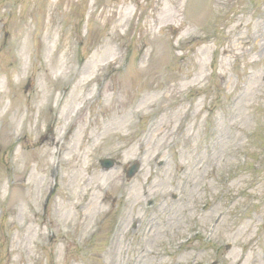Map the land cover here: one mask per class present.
<instances>
[{
    "label": "rangeland",
    "instance_id": "374dc122",
    "mask_svg": "<svg viewBox=\"0 0 264 264\" xmlns=\"http://www.w3.org/2000/svg\"><path fill=\"white\" fill-rule=\"evenodd\" d=\"M0 264H264V0H0Z\"/></svg>",
    "mask_w": 264,
    "mask_h": 264
},
{
    "label": "water",
    "instance_id": "95a60500",
    "mask_svg": "<svg viewBox=\"0 0 264 264\" xmlns=\"http://www.w3.org/2000/svg\"><path fill=\"white\" fill-rule=\"evenodd\" d=\"M100 164L102 165L103 169L108 170L113 166V161L110 159H105V160L100 161ZM138 169H139V164L136 162L127 171L126 179L130 180L136 174Z\"/></svg>",
    "mask_w": 264,
    "mask_h": 264
}]
</instances>
